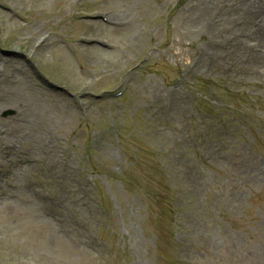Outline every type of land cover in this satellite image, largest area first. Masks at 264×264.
Returning a JSON list of instances; mask_svg holds the SVG:
<instances>
[{
    "label": "rangeland",
    "instance_id": "374dc122",
    "mask_svg": "<svg viewBox=\"0 0 264 264\" xmlns=\"http://www.w3.org/2000/svg\"><path fill=\"white\" fill-rule=\"evenodd\" d=\"M46 2L0 0V126L59 136L0 142V264H264V0Z\"/></svg>",
    "mask_w": 264,
    "mask_h": 264
},
{
    "label": "bare ground",
    "instance_id": "6f19581e",
    "mask_svg": "<svg viewBox=\"0 0 264 264\" xmlns=\"http://www.w3.org/2000/svg\"><path fill=\"white\" fill-rule=\"evenodd\" d=\"M34 3L38 4V5H45L47 2L46 0H33ZM250 0H248L249 2ZM191 6V2H189L187 4V7L188 9L190 8ZM250 6V12L251 13L252 11V8H253V5L252 4H249ZM2 7L4 8V5H2ZM151 8V9H150ZM150 8H146L144 11H149V12H154V11H157L155 8L153 7H150ZM103 13V12H102ZM103 16V15H102ZM121 17V16H120ZM108 20L113 23V24H116L114 26H123L125 23L124 21L123 22H120L118 24V21L117 20V17H114V16H108ZM106 22H108L107 20H105ZM122 24V25H120ZM259 28H263V25L259 24L258 26ZM35 29H37L34 33L36 34H45L44 37H43V41L41 42L43 44V46L45 44H48L51 40V37L53 35L52 32H47L46 29L47 27L46 26H37ZM112 31V29H111ZM120 32V31H119ZM33 33V34H34ZM33 34L30 35V38L33 37ZM120 34H123V33H120ZM110 38H111V35H110ZM113 39L115 37H112ZM32 41L34 42H37L38 40H34L32 39ZM131 43V42H130ZM132 44V43H131ZM136 47V45H135ZM61 49L66 51V48L64 45L61 46ZM123 48L121 47L120 48V52H123ZM98 68H87V69H83L81 70L80 73L84 74L83 76H80L79 74L75 73V79H73L75 82L74 84L75 85H82V86H85L89 83H92V81L89 79V76H94L96 73H98ZM76 74L78 76H76ZM87 77L86 79L84 77ZM24 82V85L27 84V86L33 91L35 92V96L38 95V93L35 91V87L34 85L28 81V80H23ZM37 101L40 102L39 98L37 97ZM41 103V102H40ZM42 103L45 104V102L43 101ZM43 106L42 104L39 106L41 107ZM38 107V108H39ZM25 110H26V106L25 107H17V112H16V115L17 117L15 118L16 122H12L9 129H2V127L0 126V132H3L0 134V142L2 141V139H6L8 138V149L6 151V153L10 154L12 157H13V153L16 152V150H14V145L18 146V144L22 141H28V145L26 146V148H24V153L26 154L25 156L24 155H21L19 157V162H22L24 161L26 158H29V159H32L33 161H37L39 159V157H43V158H48V160L52 161V165L55 166L56 164H58V160H56L55 158H53L52 153H51V150H50V147H51V144L52 142H55L59 137L58 135H56L55 133H43V132H35L34 130L33 131H26L27 130V126H28V120H27V116L25 114ZM37 115L39 117H44L41 113L37 112ZM19 121H22L21 123H19ZM16 133H19L18 136H15ZM38 138V140H42L41 143H38L37 141H33L34 138ZM57 138V139H56ZM3 139V140H4ZM33 141L34 143V147L31 146V142ZM54 144V143H53ZM11 160L17 164L16 161H14V159L11 158ZM32 188H29L28 185L25 187V190H30Z\"/></svg>",
    "mask_w": 264,
    "mask_h": 264
}]
</instances>
